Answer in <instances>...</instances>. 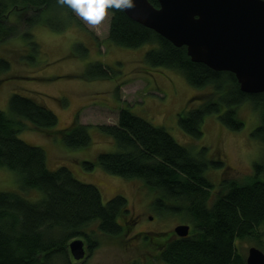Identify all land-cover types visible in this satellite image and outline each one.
Returning <instances> with one entry per match:
<instances>
[{"label":"trees","instance_id":"trees-1","mask_svg":"<svg viewBox=\"0 0 264 264\" xmlns=\"http://www.w3.org/2000/svg\"><path fill=\"white\" fill-rule=\"evenodd\" d=\"M148 1L158 7L156 0ZM12 8H18L19 22L24 14L33 13L25 21L27 28L34 24L54 28L50 18L57 17L67 24L73 16V11L60 5L58 0H0V41L18 34L19 22L6 19ZM108 11L111 19L107 39L111 43L124 48L153 44L155 47L144 55L149 66L177 70L192 87L210 86L209 92L194 97L200 102L196 108L178 116V125L186 134L200 137L205 116L214 113L224 127L240 130L243 121L237 117L236 107L249 101L260 115L251 136L264 144L263 93L241 92L232 73L213 71L202 63L192 62L184 46H173L121 10ZM23 35L30 37L28 30ZM80 46L76 44L75 48ZM8 69L9 63L0 57V74ZM84 74L89 80L104 79L109 76V68L97 62ZM8 108L28 120L35 130L59 137L67 147L90 144L87 127L77 119L63 129L51 130L57 124L56 115L30 98L12 94ZM23 127L19 120L0 111V166L17 171L22 188L38 189L45 197L31 203L15 193L0 192V264H57L59 261L70 264L73 257L69 255L68 243L85 236L82 229L91 222H97L98 230L105 235L124 237L135 223L133 217L125 219L129 215L125 198L116 195L103 204L98 189L77 181L68 168L61 166L49 171L44 151L17 137ZM98 128L110 135L121 150L99 153L96 163L108 174L142 180L156 195L152 203L156 210L181 211L193 226L184 238L157 241L156 260L164 264H245V258L237 252L236 241L250 239L259 244L256 230L264 225V179L258 178L257 173L264 170L262 164H254L255 174L246 182L229 178V168L224 166L217 151L215 157L206 160L203 148L198 154L201 158H197L165 129L151 125L127 109L119 110L116 126ZM82 165L87 170L94 167L90 161H83ZM208 166L224 170L212 200L209 193L213 185L204 176ZM143 240L153 244L155 239L145 234ZM94 247L92 242L89 251Z\"/></svg>","mask_w":264,"mask_h":264},{"label":"rangeland","instance_id":"rangeland-1","mask_svg":"<svg viewBox=\"0 0 264 264\" xmlns=\"http://www.w3.org/2000/svg\"><path fill=\"white\" fill-rule=\"evenodd\" d=\"M17 10L12 8L7 13V21L19 22ZM32 14H24L17 24V35L0 41V57L9 63V69L0 74V111L24 125L17 137L44 151L49 171L61 166L68 168L77 181L98 189L103 204L116 195L122 196L129 210L125 219L133 217L135 221L124 237L101 233L97 222L87 224L82 229L85 236L77 237L87 245L86 257L81 261L71 258L70 264H164L154 258L157 241L177 237L173 228L179 224H187L189 232L193 226L181 211L156 210L152 204L156 195L142 180L108 174L96 163L99 153L121 150L115 140L98 127L116 126L119 110L127 109L151 125L165 129L197 158L203 148L206 160L215 157L217 151L224 166L229 168L227 177L246 182L255 174L254 164L264 167V144L251 136L259 124V113L249 101L238 105L236 114L243 121L238 131L224 127L217 114L206 115L201 124L202 135L194 138L179 127L178 116L196 108L200 102L194 97L209 92L210 86L192 87L177 70L149 66L144 55L155 47L153 44L124 48L111 43L107 39L111 19L108 10L104 20L96 26L87 24L74 12L67 24L57 17L50 18L57 29L46 24L27 28L25 21ZM27 30L30 37L23 35ZM76 44H81L79 49L75 48ZM97 62L109 68L108 78L86 79L84 73ZM12 94L30 98L52 111L57 124L51 130L63 129L77 119L87 127L90 144L67 147L59 137H49L35 130L28 120L10 112L8 99ZM83 161L93 162L94 167L85 169ZM223 171L222 167L212 166L204 171L205 178L213 185L210 200L219 188ZM257 177L264 179V170L259 171ZM0 192L15 193L31 203L45 197L38 189L22 188L19 173L6 166H0ZM256 232L259 244L250 239L236 241L237 252L244 258L250 247L264 252V225ZM145 234L154 236L153 244L143 240ZM92 242L95 247L89 251Z\"/></svg>","mask_w":264,"mask_h":264},{"label":"water","instance_id":"water-1","mask_svg":"<svg viewBox=\"0 0 264 264\" xmlns=\"http://www.w3.org/2000/svg\"><path fill=\"white\" fill-rule=\"evenodd\" d=\"M156 1L158 7L131 0L132 6L121 11L173 46H184L192 62L232 73L241 92L264 94V0ZM173 234L184 238L189 226L179 224ZM67 247L74 259L84 258L82 239H72ZM245 264H264V252L250 247Z\"/></svg>","mask_w":264,"mask_h":264},{"label":"clouds","instance_id":"clouds-1","mask_svg":"<svg viewBox=\"0 0 264 264\" xmlns=\"http://www.w3.org/2000/svg\"><path fill=\"white\" fill-rule=\"evenodd\" d=\"M62 6L70 8L89 25H99L108 9L123 10L132 6L131 0H58Z\"/></svg>","mask_w":264,"mask_h":264},{"label":"flooded vegetation","instance_id":"flooded-vegetation-1","mask_svg":"<svg viewBox=\"0 0 264 264\" xmlns=\"http://www.w3.org/2000/svg\"><path fill=\"white\" fill-rule=\"evenodd\" d=\"M83 240V239H82ZM83 242H84V240H83ZM86 245V244H85ZM85 245H84V249L85 250H87L86 248H85ZM86 247H87V245H86ZM86 257V253H85V256H84V258ZM84 258H82V259H80V260H76V261H81V260H83Z\"/></svg>","mask_w":264,"mask_h":264}]
</instances>
